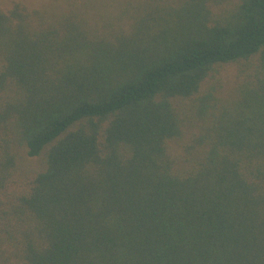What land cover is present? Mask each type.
I'll return each mask as SVG.
<instances>
[{
	"label": "trees",
	"instance_id": "trees-1",
	"mask_svg": "<svg viewBox=\"0 0 264 264\" xmlns=\"http://www.w3.org/2000/svg\"><path fill=\"white\" fill-rule=\"evenodd\" d=\"M0 264H264V0L0 6Z\"/></svg>",
	"mask_w": 264,
	"mask_h": 264
},
{
	"label": "rangeland",
	"instance_id": "rangeland-1",
	"mask_svg": "<svg viewBox=\"0 0 264 264\" xmlns=\"http://www.w3.org/2000/svg\"><path fill=\"white\" fill-rule=\"evenodd\" d=\"M14 1H21L31 8L33 7H40L44 3H48L50 0H0V6L4 9L9 8ZM232 75V71L228 74V77Z\"/></svg>",
	"mask_w": 264,
	"mask_h": 264
}]
</instances>
